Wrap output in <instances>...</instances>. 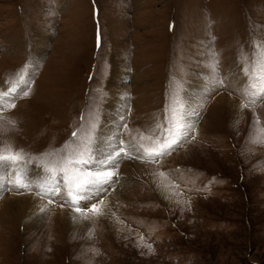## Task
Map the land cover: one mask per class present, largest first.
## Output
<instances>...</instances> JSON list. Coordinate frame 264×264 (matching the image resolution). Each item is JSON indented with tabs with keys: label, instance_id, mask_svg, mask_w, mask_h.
<instances>
[{
	"label": "rangeland",
	"instance_id": "1",
	"mask_svg": "<svg viewBox=\"0 0 264 264\" xmlns=\"http://www.w3.org/2000/svg\"><path fill=\"white\" fill-rule=\"evenodd\" d=\"M262 44L264 0H0V91L30 79L28 95L0 113V150L22 151L32 173L74 144V131L95 121L99 132L114 103L117 115L126 107V142L159 135L173 100L191 125L157 162L122 160L150 169L120 162L125 180L109 192L129 188L110 223L90 216L69 228L48 209L40 228L0 219V264H264V99L243 95V69L264 57ZM115 68L127 73L119 92ZM204 80L224 81L215 88L240 109H212Z\"/></svg>",
	"mask_w": 264,
	"mask_h": 264
},
{
	"label": "snow or ice",
	"instance_id": "2",
	"mask_svg": "<svg viewBox=\"0 0 264 264\" xmlns=\"http://www.w3.org/2000/svg\"><path fill=\"white\" fill-rule=\"evenodd\" d=\"M261 47H264V44ZM243 71L248 79L243 95L253 98L252 103L255 104L257 99H264V57L252 63L251 67L246 65ZM29 83L30 79L27 76H21L18 83L0 91V113L14 109L16 107L14 100L21 93L28 95L26 89ZM217 83L220 86L225 84L224 81ZM176 103L173 100L166 107L165 121L157 125L159 135L153 138L151 135L141 134L136 144L121 138V129L125 131L128 129L123 116L120 118L121 124L117 125L105 146H102L104 140L97 132L95 121L84 130L74 131L72 133L74 144L66 143L65 150L55 159H41L36 165V175L39 176V169L42 168L44 176L35 186L30 159H26L22 151L9 149L5 154L0 150V171L5 173L8 170L13 171V177L7 175L0 177V183L13 184L15 188L25 191H33L35 187V195L47 199L48 204L62 200L64 203L60 205L61 207L70 205L73 212L78 214L74 218L87 220L90 216H102L104 215L102 196L117 183L118 167L122 160L136 158L145 162H157L188 137L191 125L186 118L187 107L182 105L177 108ZM241 107L246 108L248 104H242ZM46 210L47 205L41 208L42 212ZM147 247L152 251L151 245Z\"/></svg>",
	"mask_w": 264,
	"mask_h": 264
},
{
	"label": "bare ground",
	"instance_id": "3",
	"mask_svg": "<svg viewBox=\"0 0 264 264\" xmlns=\"http://www.w3.org/2000/svg\"><path fill=\"white\" fill-rule=\"evenodd\" d=\"M121 71H122L121 69H120V71H118L116 68L114 69V71H111V77H110L111 84H110V87L113 89V91L114 90L115 91L118 90V92H119V90H120L119 88L122 87V84L119 82L118 79H120V77L122 75L124 76L126 74L125 76H127V73H125V72L120 73ZM217 84H218L217 82L215 84L212 80H208V81L204 80L203 82L200 81L199 83H197V87H202L204 90H206V89L209 90V92H208L209 94L207 92L206 93L209 96H211L213 101H214L213 104L210 106L212 109H214L216 107L217 108L220 107L219 109H223L225 105L229 104V106H227L229 110L234 109L233 112H236V110H239L240 109L239 102L232 100V98H230V97L223 96L222 92L215 88V85H217ZM205 85H207L209 88H211V89L213 88V89L211 90L209 88H206ZM9 87H11V85H6L5 87H3V89L1 91H4V90H6ZM200 89L199 88L195 89L196 92L194 91V89L191 90L192 92L190 91L191 92V94H190L191 96L192 95H194V96L196 95L197 96V97L195 96L196 97L195 98L196 102H198V100L200 101V99L204 98L201 95L202 93L198 92V91H200ZM214 89H216V90H214ZM117 98H118L117 101L121 102L120 101V97L117 96ZM111 99H110V101H111ZM193 104H195V103H193ZM193 104H190V105L192 107H197L198 108L201 103L200 104L197 103L196 106H194ZM118 105H119V103H114V105H112L113 109H114V113H109L108 114L110 117L112 116V118L109 119V117L106 116V120L104 119L105 120V122H104L105 124L103 126H101V129L98 130L99 131L98 134L100 135L101 139L104 140V145H102V146H105L107 144V142H108V139L111 136H113L118 123L121 121L120 120L121 116H124L125 113H126V107H125V112L120 110V111H122L121 114H120V112H119L118 115L115 114V113H118V111H119ZM123 105H125V104H123ZM109 108L110 107H108V109ZM114 114H115V116H114ZM189 114L192 115L193 113L191 112ZM130 164H131L130 162L127 163V162L121 161V167H120L121 171L123 169L131 170L132 167H134L135 169H137V168L138 169H150L149 166H138L136 164L132 165L130 167ZM5 175H7L8 177H13V171L12 170H8L7 173H5L4 171H0V177H3ZM124 175H125V173H122L120 175V178L122 180L119 179V182H117L116 184L123 183V181L125 180V176ZM32 177H33V184L34 183L39 184L40 181L43 179V175L39 174V176H37L36 175V171H35V173H32ZM7 185H10V187L8 188V191H11L12 189H15L14 186H11L12 184L0 183V196H1L0 197V199H1L0 200V219H4L6 221L7 219L10 218V216L11 217L12 216L16 217L17 215H19L20 217L24 216L25 222H26V226H27L28 229H32V227H38V226L40 228V224H38V223H39V219H40V215H41V208H44L47 205V209L49 210V213H48V216L47 215L46 216L49 219H51L53 222H55V223H57L59 225H62V226L69 227V228L72 225H78V226H80V228L84 227V222L82 221V218H74L78 214L73 212V209H72V207L70 205H67V207L69 206L68 207L69 210H67V208H65L66 206L60 208L59 206L48 204L47 199H43V198L37 197L35 194H31V193H27V194H23V193H21V194L5 193L4 188ZM127 188H129V186L127 187V186L118 185L115 189H112L111 193L108 190V192H109V195H108L109 196V200H108V197L105 198L104 196H102V199L104 200V206H103L104 207V215L99 216L98 218L100 220H102L104 223H110L111 221H113L112 219H113V210L114 209H112L111 206H113V203L115 201L124 198V194L123 193L125 191H127ZM72 228H74V227H72Z\"/></svg>",
	"mask_w": 264,
	"mask_h": 264
}]
</instances>
